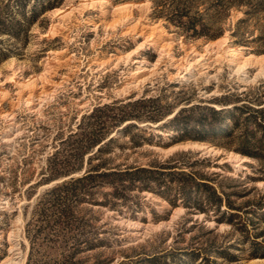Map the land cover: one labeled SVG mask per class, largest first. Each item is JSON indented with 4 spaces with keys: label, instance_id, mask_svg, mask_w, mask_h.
<instances>
[{
    "label": "rangeland",
    "instance_id": "1",
    "mask_svg": "<svg viewBox=\"0 0 264 264\" xmlns=\"http://www.w3.org/2000/svg\"><path fill=\"white\" fill-rule=\"evenodd\" d=\"M7 47L9 56L0 60V264H26L31 248L33 260L55 264L81 236L105 240L76 254L82 264H150L149 256L156 264H264V235L255 255L230 224L209 233L215 220L202 222L203 213L188 214L147 189L123 200L102 185L91 197L60 201L71 209L69 223L52 222L41 235L28 223L43 193L84 172L45 180L62 141L84 114L115 100L153 97L166 109L160 119L141 122L145 136L162 144L131 149L121 138L106 155L113 162L147 163L192 150L229 162V174L255 176L260 163L226 146L195 139L167 143L177 135L170 120L181 107H220L214 98H235L264 84V0H63L40 14L24 40L0 36V48ZM247 181L264 193V180ZM209 238L226 246L231 240L233 257L195 258L192 250L204 251Z\"/></svg>",
    "mask_w": 264,
    "mask_h": 264
},
{
    "label": "trees",
    "instance_id": "2",
    "mask_svg": "<svg viewBox=\"0 0 264 264\" xmlns=\"http://www.w3.org/2000/svg\"><path fill=\"white\" fill-rule=\"evenodd\" d=\"M62 1L14 0L11 4L8 0L0 7V36L7 35L24 40L29 36L30 27L40 14L56 7ZM18 12L23 14V18L18 17ZM10 51L8 47L0 48V60L6 59ZM261 86L264 87V84L237 93L235 98L231 94L214 98L220 107L211 103L181 107L170 120L177 135L167 143L169 145L195 139L226 146L260 163L255 168V176L243 175L242 172L237 175L229 174L228 168L232 169L229 162L219 164L211 156L192 150L175 152L164 160L153 159L147 163L138 160L132 163L113 162L114 159L106 155L115 151L114 144L121 138L127 139L126 144L131 149H137L145 143L162 144V140L145 136L147 128L141 125V122L160 119L166 109L158 104V98L153 97L115 100L97 105L84 114L77 129L62 141L63 146L53 155L59 158V161L50 163L45 180L71 176L82 170L84 172L69 177L43 193L28 223L37 227L38 235L46 232L52 222L69 223L71 209L68 206L61 207L60 201L91 197L94 195L93 190L102 185L112 187L113 199L123 200L128 198L131 191L147 189L164 197L173 207H185L188 214L203 213L202 222L207 219L215 220L216 225L208 230L209 233L214 232L222 223L230 224L233 232L242 235V244H251L255 255L261 253L259 238L264 235V193H257L256 186L247 181L264 180V91L260 92L256 99L250 97L252 90ZM177 105H169V111ZM246 163L252 166L251 162ZM214 166H219L225 171L213 170ZM50 201L53 202L52 206H55L52 211L47 207ZM193 225H198V220ZM104 243L102 238L91 242L81 236L74 250L55 264H82L75 259L78 252L84 248L95 249ZM206 243L204 251H197L199 249L195 248L191 254L195 258L208 261H212L213 255L225 259L233 257L229 252V248L234 245L231 240H228L227 246L217 244L216 239L210 238ZM146 260L150 264H156L153 256ZM123 262L124 260L117 264ZM48 263L45 260H33V249H30L26 264ZM94 264L108 262L98 260Z\"/></svg>",
    "mask_w": 264,
    "mask_h": 264
}]
</instances>
